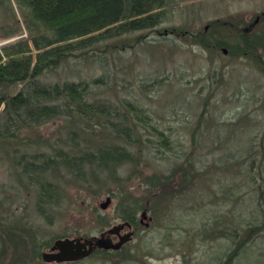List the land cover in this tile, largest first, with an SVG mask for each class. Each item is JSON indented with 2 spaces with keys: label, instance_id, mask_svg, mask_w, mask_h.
<instances>
[{
  "label": "rangeland",
  "instance_id": "374dc122",
  "mask_svg": "<svg viewBox=\"0 0 264 264\" xmlns=\"http://www.w3.org/2000/svg\"><path fill=\"white\" fill-rule=\"evenodd\" d=\"M166 10L154 30L109 40L40 77L54 83L106 73L109 85L94 88L89 99L112 107L111 120L129 129L131 144L96 122L70 130L77 131L80 148L123 143L134 160L117 174L88 169L85 181L57 168L48 173L57 196L43 207L37 186L20 175L14 159L21 151L53 156L66 149L65 122L20 131L16 153L0 151V264H45L35 252L46 249L36 243L99 236L122 223L130 206L138 222L132 242L78 264H264V225L236 250L248 228L264 224L258 195L264 185L258 165L264 159V0H168ZM173 29L214 30L228 44L206 48ZM243 33L263 41L253 58L231 52L243 46ZM20 38H28L24 14L14 0H3L0 43L6 50ZM84 126L91 133L82 134ZM250 146L256 147L251 156ZM155 175L171 177L168 186L151 187L147 179ZM108 196L112 203L103 210ZM143 211L148 216L141 224Z\"/></svg>",
  "mask_w": 264,
  "mask_h": 264
},
{
  "label": "trees",
  "instance_id": "16d2710c",
  "mask_svg": "<svg viewBox=\"0 0 264 264\" xmlns=\"http://www.w3.org/2000/svg\"><path fill=\"white\" fill-rule=\"evenodd\" d=\"M14 1L24 14L28 38H20L8 45L6 51L9 59L0 66V151L5 148L8 152L13 149L16 153L19 132L23 129H34L58 119L64 120L67 131L64 144L66 149H55L53 156L44 152L28 154L20 150L21 156L14 159L17 169L22 166L20 175H25L29 183L37 186L40 199L38 204L44 207L53 203L57 196V187L48 179V173L58 168L62 169L67 177L85 181L88 169L117 174V169L132 162L134 157L126 147L132 140L129 129L118 127L111 120L116 112L105 103L89 99L94 88L109 85L106 73L90 80L54 83L41 82L40 77L57 70L71 57L93 53L101 44L106 47L105 43L109 40L138 31L154 30L168 17V0ZM2 2L3 0H0V3ZM214 24L217 25V22L211 25L212 29ZM171 31L180 36H195L206 48L213 46L218 50L228 44L223 36L217 38L218 33L214 30L203 33H187L175 29ZM239 36L243 46H237L231 52L255 57L257 45L263 44L261 37L245 33ZM104 56L98 59L100 62L105 61L103 66L107 62ZM18 85H22V88L14 92L13 88ZM83 121L87 126L90 122H96L97 126L101 125L106 129L109 127L116 138H122L127 144H92L85 149L78 147V133L70 129ZM88 127L80 129L81 133L85 134L86 129L91 133ZM33 146L35 143L30 147ZM255 148L248 147L250 156L256 153ZM255 162L257 161L251 162V172L254 171ZM258 163L261 179L264 180V159ZM170 180L169 176L155 175L149 177L147 183L151 187L165 184L168 186ZM258 191L259 203L262 204L264 185H260ZM132 209V206L124 207L122 219L137 225L136 210ZM263 225L260 223L248 228V236L238 244L236 250L243 248L254 232L261 231ZM50 244L47 242L44 245H35L39 248L45 245L48 247ZM39 251L36 249V257H39Z\"/></svg>",
  "mask_w": 264,
  "mask_h": 264
},
{
  "label": "water",
  "instance_id": "95a60500",
  "mask_svg": "<svg viewBox=\"0 0 264 264\" xmlns=\"http://www.w3.org/2000/svg\"><path fill=\"white\" fill-rule=\"evenodd\" d=\"M112 203L111 196H108L104 202L100 204V208L105 210ZM147 211H143L142 219L147 218ZM132 229V224L128 221L119 223L107 229L100 237H95V241L82 238H60L55 240L49 251H44L41 254L42 260L48 263L51 262H66L76 261L87 257L96 247L104 249H120L124 243L129 241L133 235L130 231L120 237V241L113 242L110 235L120 234L122 230Z\"/></svg>",
  "mask_w": 264,
  "mask_h": 264
},
{
  "label": "flooded vegetation",
  "instance_id": "af4514ba",
  "mask_svg": "<svg viewBox=\"0 0 264 264\" xmlns=\"http://www.w3.org/2000/svg\"><path fill=\"white\" fill-rule=\"evenodd\" d=\"M144 220L145 219H140V223L142 224V223H144ZM123 222H125V221H123ZM122 222V223H123ZM129 222V221H128ZM131 223V222H130ZM132 224V229H126V230H122L121 232H120V234H114V235H110L109 237L113 240V242H118V241H120V237L121 236H124L126 233H128V232H130V231H132L133 232V235H132V237H131V239L129 240V241H127L126 243H124L123 244V246L120 248V249H118V250H114V249H104V248H99V247H96L95 246V248L93 249V251H92V253L90 254V255H88L87 257H85V258H82V259H79V260H76V261H66V262H59V263H57V262H51V263H48V262H45V261H43L42 260V257H41V254L44 252V251H49V249L52 247V245L54 244V242H55V240H57V239H60V238H56L55 240H53V242L48 246V247H46V246H44V248L46 249V250H42L40 253H39V259L42 261V262H44L45 264H78V263H82L83 261H85V260H87L88 258H91L92 256H94V255H103V254H107V253H112V252H120V251H122L128 244H130L131 242H132V240H133V238H134V235H135V229H133L134 228V226H136L135 224H133V223H131ZM146 226H148V224L146 223L145 224ZM107 230V229H106ZM106 230H104V231H102L101 233H100V235L99 236H97V235H92V236H87V235H76V236H74V237H63V238H82V239H89V240H93V241H95L96 239H95V237H100L101 236V234L103 233V232H105Z\"/></svg>",
  "mask_w": 264,
  "mask_h": 264
},
{
  "label": "built area",
  "instance_id": "2783aa9c",
  "mask_svg": "<svg viewBox=\"0 0 264 264\" xmlns=\"http://www.w3.org/2000/svg\"><path fill=\"white\" fill-rule=\"evenodd\" d=\"M9 59V56L3 46V43H0V66L4 65Z\"/></svg>",
  "mask_w": 264,
  "mask_h": 264
}]
</instances>
